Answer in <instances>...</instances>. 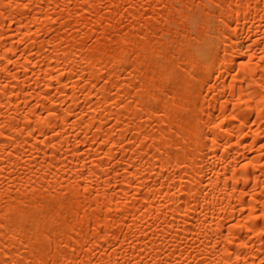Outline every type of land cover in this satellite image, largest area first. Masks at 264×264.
Here are the masks:
<instances>
[{"label":"bare ground","instance_id":"obj_1","mask_svg":"<svg viewBox=\"0 0 264 264\" xmlns=\"http://www.w3.org/2000/svg\"><path fill=\"white\" fill-rule=\"evenodd\" d=\"M0 264H264V0H0Z\"/></svg>","mask_w":264,"mask_h":264}]
</instances>
